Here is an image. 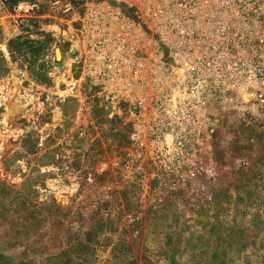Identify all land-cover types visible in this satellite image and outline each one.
Instances as JSON below:
<instances>
[{
  "label": "rangeland",
  "instance_id": "1",
  "mask_svg": "<svg viewBox=\"0 0 264 264\" xmlns=\"http://www.w3.org/2000/svg\"><path fill=\"white\" fill-rule=\"evenodd\" d=\"M82 2L0 0V264H264V107L176 141L110 104Z\"/></svg>",
  "mask_w": 264,
  "mask_h": 264
},
{
  "label": "built area",
  "instance_id": "2",
  "mask_svg": "<svg viewBox=\"0 0 264 264\" xmlns=\"http://www.w3.org/2000/svg\"><path fill=\"white\" fill-rule=\"evenodd\" d=\"M76 20L98 94L151 108L176 141L202 135L214 106L264 107V0H83Z\"/></svg>",
  "mask_w": 264,
  "mask_h": 264
}]
</instances>
